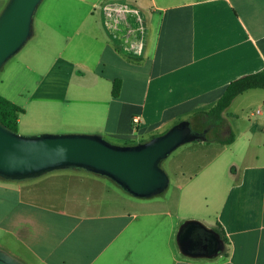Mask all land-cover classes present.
I'll return each instance as SVG.
<instances>
[{"label": "crops", "instance_id": "obj_1", "mask_svg": "<svg viewBox=\"0 0 264 264\" xmlns=\"http://www.w3.org/2000/svg\"><path fill=\"white\" fill-rule=\"evenodd\" d=\"M53 19L43 22L37 57L3 66L0 96L23 109L20 136L144 143L207 112L226 85L264 68V0H57ZM250 92H261L262 110L231 111ZM222 118L234 141L215 143L216 155L240 138L245 149L240 165L221 167V191L200 179L216 156L159 199L125 197L108 177L80 168L40 183L0 177V232L22 242L34 264H264V90L240 94ZM210 145L192 143L186 153L203 155ZM187 220L221 230L222 252L182 255L176 235Z\"/></svg>", "mask_w": 264, "mask_h": 264}, {"label": "water", "instance_id": "obj_2", "mask_svg": "<svg viewBox=\"0 0 264 264\" xmlns=\"http://www.w3.org/2000/svg\"><path fill=\"white\" fill-rule=\"evenodd\" d=\"M43 0H8L0 11V70L32 36L37 7ZM210 127L195 131L187 121L144 143L115 146L87 134L24 137L0 123V177L36 178L49 172L80 168L103 175L135 198H151L169 184L162 162L178 147L204 142ZM176 242L188 258H213L223 250L218 234L195 220L183 222ZM0 264H23L0 249Z\"/></svg>", "mask_w": 264, "mask_h": 264}, {"label": "rangeland", "instance_id": "obj_3", "mask_svg": "<svg viewBox=\"0 0 264 264\" xmlns=\"http://www.w3.org/2000/svg\"><path fill=\"white\" fill-rule=\"evenodd\" d=\"M8 0H0V11L3 9L5 4ZM57 0H43L40 5L38 6V9L34 16V35L33 37L26 43V45L15 54L14 57H12L11 61H15L17 59H24L26 62H29V56L35 55L37 53V49L41 46V37L43 35V32L41 30V27L43 26V22L48 21L51 26H54L53 23V9H54V2ZM63 1V0H59ZM53 30H50L48 28V34L52 33ZM33 57V56H32ZM37 57V56H36ZM11 63V62H10ZM9 67H2L0 71V80L3 79L7 69ZM38 70H44L45 67H35ZM140 77L143 76V73H145L144 70H140ZM110 71L106 70L105 75H109ZM123 75L127 77V80L129 81L131 79V73L129 71H126L123 73ZM252 94H248L247 100L244 98L238 99L231 107V111L239 110L242 108L243 113H241V116H246L249 114L251 109L255 110L256 108H259V110H262L261 107V97L262 95L259 94L261 92H250ZM258 93V94H255ZM187 120L191 123V127L195 131H200L202 128L201 121L199 117L191 116L189 118H183L180 122ZM178 124V123H176ZM176 124L168 127V130L175 126ZM18 134V133H17ZM61 135H68V134H61ZM210 137L212 136H218L220 138H226L228 136L227 129L224 128L220 130L219 132H211L209 134ZM26 137V136H24ZM106 141L108 139H105ZM109 142V141H107ZM112 142V143H110ZM109 143L112 145L117 146L113 141H110ZM192 143H186L178 147L176 150H174L163 162H162V169L166 172L169 179V184L165 192L163 194H159L157 196H154L155 199H159L160 197H163L165 195H168L171 190H173L174 186L176 184H182L183 182H187L188 177L190 176L191 172H194V169L196 166H201L200 164L205 162V160H208L211 156H216L214 160L211 162V164L203 171V173L200 176V179H202L203 176L206 177V185H211V187H214L216 191H221L224 186L227 185V181H224L221 179V171L222 168L226 172L227 165L234 161L235 165H240L241 158L237 157L238 154L242 153V151L245 149V139L240 138L238 139L231 147L226 148L224 151L220 152L219 155H216L219 150V146L215 143H211L208 150L203 153V155H196V153H186L187 149H190ZM184 160V162H182ZM191 163L192 165H190ZM183 166V167H182ZM177 167H182V169L176 170ZM209 171V172H207ZM180 172H183L181 175ZM224 172V175L226 173ZM70 173L66 169L62 170H55L52 172H49L45 175L39 176L37 178H28L25 179L24 183H34V182H43L46 181V179L56 176V175H67ZM213 175L214 178H218L214 183H212L213 179H209L207 175ZM84 175V174H82ZM184 176V177H183ZM63 181H67L70 179L71 181L73 179L68 178L67 176L60 178ZM109 185L113 186L115 182L110 180H105ZM58 183V182H57ZM115 187V186H114ZM121 189V188H120ZM214 190V191H215ZM61 194V193H60ZM62 195V194H61ZM125 197H133L130 194L124 192ZM204 211V209H202ZM206 212V210L204 211ZM208 213V212H206ZM209 214V213H208ZM0 249L8 253L13 258L17 259L23 264H34L33 259L31 258L29 252L27 251L26 247L20 242L19 240L13 238L11 235H3L2 232H0Z\"/></svg>", "mask_w": 264, "mask_h": 264}, {"label": "trees", "instance_id": "obj_4", "mask_svg": "<svg viewBox=\"0 0 264 264\" xmlns=\"http://www.w3.org/2000/svg\"><path fill=\"white\" fill-rule=\"evenodd\" d=\"M255 89L264 90V68L257 73L249 74L232 81L222 89L220 97L212 108H210L207 112H197L193 115L195 117H199L202 129L205 127L211 128L206 135L205 143L214 142L220 145H230L233 143L234 135L232 133H229L226 138H220L218 136L210 137L209 134L211 132H219L224 128L222 113L237 96L246 91ZM118 91L119 82L114 81L112 84V96H117ZM23 113V109L0 96V123L8 130L17 134L18 118ZM214 230L222 237L221 230L219 231L216 228Z\"/></svg>", "mask_w": 264, "mask_h": 264}, {"label": "built area", "instance_id": "obj_5", "mask_svg": "<svg viewBox=\"0 0 264 264\" xmlns=\"http://www.w3.org/2000/svg\"><path fill=\"white\" fill-rule=\"evenodd\" d=\"M132 121H133L134 124H138L139 123L138 117H134Z\"/></svg>", "mask_w": 264, "mask_h": 264}]
</instances>
